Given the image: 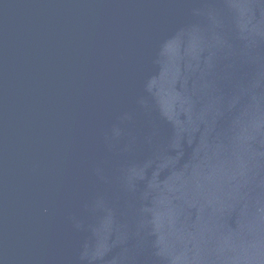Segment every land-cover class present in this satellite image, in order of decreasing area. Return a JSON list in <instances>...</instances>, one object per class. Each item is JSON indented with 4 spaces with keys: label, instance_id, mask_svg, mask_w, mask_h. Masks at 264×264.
<instances>
[{
    "label": "water",
    "instance_id": "water-1",
    "mask_svg": "<svg viewBox=\"0 0 264 264\" xmlns=\"http://www.w3.org/2000/svg\"><path fill=\"white\" fill-rule=\"evenodd\" d=\"M0 264H264V0H0Z\"/></svg>",
    "mask_w": 264,
    "mask_h": 264
}]
</instances>
